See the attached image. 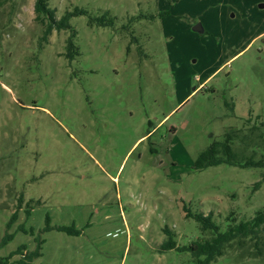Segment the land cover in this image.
<instances>
[{"label":"rangeland","instance_id":"rangeland-1","mask_svg":"<svg viewBox=\"0 0 264 264\" xmlns=\"http://www.w3.org/2000/svg\"><path fill=\"white\" fill-rule=\"evenodd\" d=\"M34 1L0 0V258L199 264L186 212L223 232L264 211V169L194 168L264 120V0H49L85 13L47 41ZM210 264H264V235Z\"/></svg>","mask_w":264,"mask_h":264},{"label":"trees","instance_id":"trees-1","mask_svg":"<svg viewBox=\"0 0 264 264\" xmlns=\"http://www.w3.org/2000/svg\"><path fill=\"white\" fill-rule=\"evenodd\" d=\"M49 0H35L34 14L35 21L43 27V40L47 41V37L53 29L60 31L69 27L68 20L72 15H81L85 11L75 10L72 14L68 13L59 20L55 19L54 10L49 7ZM69 47L73 45L69 43ZM264 120L254 124L250 128V134H243L242 131L226 132L221 141L215 142L204 152L200 153L194 162L196 170H202L210 166L227 164L240 168H261L264 169ZM260 131L256 134L255 132ZM241 133L243 135H241ZM238 148V154L236 152ZM242 151H247V155H241ZM258 186V185H256ZM188 218H193L198 224L202 232H209V238H203L200 241L193 242L188 249L192 252L199 264H210L217 258L224 255V248L234 241L242 245L245 239L254 240L255 245L260 242L264 235V211H258L254 217L247 221L236 223V219L227 218L230 222L225 231L220 232L219 227L214 223L212 215L193 214L186 212ZM16 219V213H12L6 228L9 229ZM57 230L70 234H78V231L71 230L66 227H58ZM167 240L162 244V250H170L176 247L173 235L168 229H164ZM12 239V235L6 233L0 238V248L6 245ZM260 249L257 247V254ZM20 255L17 264H32V261L39 257V252H28L24 248H19L15 253ZM200 257H203L201 260ZM10 257L0 258V264H8Z\"/></svg>","mask_w":264,"mask_h":264},{"label":"water","instance_id":"water-1","mask_svg":"<svg viewBox=\"0 0 264 264\" xmlns=\"http://www.w3.org/2000/svg\"><path fill=\"white\" fill-rule=\"evenodd\" d=\"M261 7H263V6H261ZM193 31H194V32H197V33H203V29H202V27H201L200 24H196V25L193 27Z\"/></svg>","mask_w":264,"mask_h":264}]
</instances>
